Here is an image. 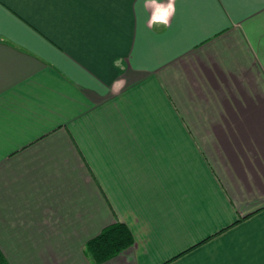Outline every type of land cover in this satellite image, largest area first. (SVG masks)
I'll return each instance as SVG.
<instances>
[{
  "label": "crops",
  "instance_id": "obj_1",
  "mask_svg": "<svg viewBox=\"0 0 264 264\" xmlns=\"http://www.w3.org/2000/svg\"><path fill=\"white\" fill-rule=\"evenodd\" d=\"M174 8L0 0L8 264H264V0Z\"/></svg>",
  "mask_w": 264,
  "mask_h": 264
},
{
  "label": "trees",
  "instance_id": "obj_2",
  "mask_svg": "<svg viewBox=\"0 0 264 264\" xmlns=\"http://www.w3.org/2000/svg\"><path fill=\"white\" fill-rule=\"evenodd\" d=\"M132 243L133 237L130 230L125 225L116 223L89 240L86 244V250L95 262H101L115 256ZM0 264H8L1 250Z\"/></svg>",
  "mask_w": 264,
  "mask_h": 264
},
{
  "label": "clouds",
  "instance_id": "obj_3",
  "mask_svg": "<svg viewBox=\"0 0 264 264\" xmlns=\"http://www.w3.org/2000/svg\"><path fill=\"white\" fill-rule=\"evenodd\" d=\"M150 2L155 4L156 0H150ZM174 3H175V0H169V7L171 9V12L167 13L166 17H163V16L155 17L153 20H150L149 25L155 26L157 24H163L166 27L169 26L172 15H174V12H175Z\"/></svg>",
  "mask_w": 264,
  "mask_h": 264
}]
</instances>
